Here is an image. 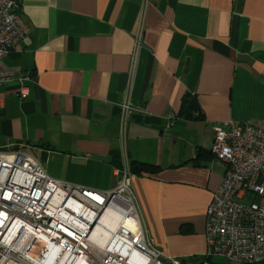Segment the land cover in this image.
Wrapping results in <instances>:
<instances>
[{"label": "crops", "instance_id": "1", "mask_svg": "<svg viewBox=\"0 0 264 264\" xmlns=\"http://www.w3.org/2000/svg\"><path fill=\"white\" fill-rule=\"evenodd\" d=\"M17 3L29 32L1 59L15 79L0 85V149L32 155L58 180L110 190L121 164L118 104L128 101L143 111L127 124L130 169L157 167L131 179L148 233L168 256L202 257L223 176L213 126L264 128V0H149L143 13L141 0ZM185 94L199 118L180 114Z\"/></svg>", "mask_w": 264, "mask_h": 264}, {"label": "built area", "instance_id": "2", "mask_svg": "<svg viewBox=\"0 0 264 264\" xmlns=\"http://www.w3.org/2000/svg\"><path fill=\"white\" fill-rule=\"evenodd\" d=\"M148 3L141 0L142 13ZM28 32L17 0H0V85L15 79L1 59ZM142 34L140 25L135 52ZM20 93L25 95L26 88ZM118 109L121 164L114 168L116 183L110 190L58 180L32 155L0 149V264H182L155 246L132 187L127 124L134 112L143 111L128 101ZM172 124L169 115L167 125ZM211 153L223 163V176L206 208V252L199 264H220L212 257L264 264V203L244 198L264 197V128L235 120L217 123ZM107 210L120 222L107 231L105 242L96 244L92 234Z\"/></svg>", "mask_w": 264, "mask_h": 264}, {"label": "trees", "instance_id": "3", "mask_svg": "<svg viewBox=\"0 0 264 264\" xmlns=\"http://www.w3.org/2000/svg\"><path fill=\"white\" fill-rule=\"evenodd\" d=\"M196 112L198 111H197V104H196L195 97L192 96L191 94H185L184 97L182 98L180 114L183 115L187 119L199 118L201 115L199 114V112L198 114H196ZM138 166H140V168H138ZM132 170L137 173L146 172V171L155 172L157 170V167L144 164V163H139L137 164V166L132 167ZM202 259L203 257H194L193 259L192 258L188 259L189 261L186 259L182 261H185L186 263H193V262H196Z\"/></svg>", "mask_w": 264, "mask_h": 264}, {"label": "bare ground", "instance_id": "4", "mask_svg": "<svg viewBox=\"0 0 264 264\" xmlns=\"http://www.w3.org/2000/svg\"><path fill=\"white\" fill-rule=\"evenodd\" d=\"M119 222H120V216L119 215H114L112 213H109L108 210H107L103 214V216L101 218V223H100V226H99L100 229L96 228V231H94L93 234H92L93 241L96 244H101V243L105 242V240H106L105 238H106V236H108V232L107 231L114 230ZM103 224L105 226H108L109 229L106 230L103 227ZM100 231L102 233V236L99 239Z\"/></svg>", "mask_w": 264, "mask_h": 264}, {"label": "rangeland", "instance_id": "5", "mask_svg": "<svg viewBox=\"0 0 264 264\" xmlns=\"http://www.w3.org/2000/svg\"><path fill=\"white\" fill-rule=\"evenodd\" d=\"M203 257V256H202ZM193 259V258H192ZM188 260V259H187ZM203 260V259H202ZM202 260H198L196 262H193V263H186L185 261L182 262V264H199ZM189 261V260H188ZM211 262H214V263H220V264H238L236 262H233V261H229L225 258H222V257H212L210 259Z\"/></svg>", "mask_w": 264, "mask_h": 264}]
</instances>
